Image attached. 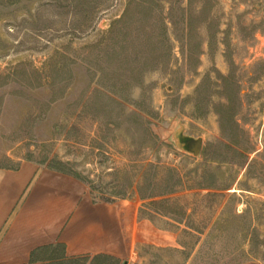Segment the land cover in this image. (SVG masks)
I'll return each mask as SVG.
<instances>
[{
	"label": "rangeland",
	"instance_id": "1",
	"mask_svg": "<svg viewBox=\"0 0 264 264\" xmlns=\"http://www.w3.org/2000/svg\"><path fill=\"white\" fill-rule=\"evenodd\" d=\"M27 161L175 242L121 264H264V0H0V168Z\"/></svg>",
	"mask_w": 264,
	"mask_h": 264
},
{
	"label": "crops",
	"instance_id": "2",
	"mask_svg": "<svg viewBox=\"0 0 264 264\" xmlns=\"http://www.w3.org/2000/svg\"><path fill=\"white\" fill-rule=\"evenodd\" d=\"M157 224L135 203L94 200L73 176L28 161L0 168V264H45L51 248L63 261L97 255L126 259L140 243L174 247L169 231ZM163 235L171 240L163 243Z\"/></svg>",
	"mask_w": 264,
	"mask_h": 264
},
{
	"label": "trees",
	"instance_id": "3",
	"mask_svg": "<svg viewBox=\"0 0 264 264\" xmlns=\"http://www.w3.org/2000/svg\"><path fill=\"white\" fill-rule=\"evenodd\" d=\"M53 171L61 172L79 179L77 176H74L71 173L65 172L63 170L54 169ZM51 249H52V255H50L51 259L45 264H86L87 262H90V258H91V264H121V261L119 259L106 255H97L94 257H82L73 260L60 261L59 260L60 258H58L56 254H54L57 248H51ZM34 256L35 254H33V259L35 258ZM31 264H36V261H33Z\"/></svg>",
	"mask_w": 264,
	"mask_h": 264
},
{
	"label": "water",
	"instance_id": "4",
	"mask_svg": "<svg viewBox=\"0 0 264 264\" xmlns=\"http://www.w3.org/2000/svg\"><path fill=\"white\" fill-rule=\"evenodd\" d=\"M175 137L177 138V146L179 149L184 150L185 152L192 154L193 156H198L202 149V140L187 137L181 134L179 130L176 132Z\"/></svg>",
	"mask_w": 264,
	"mask_h": 264
}]
</instances>
